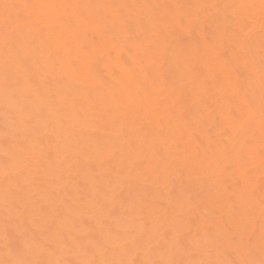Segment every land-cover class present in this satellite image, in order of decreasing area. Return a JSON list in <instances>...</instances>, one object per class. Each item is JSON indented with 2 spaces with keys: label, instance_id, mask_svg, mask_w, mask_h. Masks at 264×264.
<instances>
[{
  "label": "snow or ice",
  "instance_id": "obj_1",
  "mask_svg": "<svg viewBox=\"0 0 264 264\" xmlns=\"http://www.w3.org/2000/svg\"><path fill=\"white\" fill-rule=\"evenodd\" d=\"M118 48L124 75H94ZM69 137L96 150L83 182ZM0 248V264H264V0H0Z\"/></svg>",
  "mask_w": 264,
  "mask_h": 264
},
{
  "label": "bare ground",
  "instance_id": "obj_2",
  "mask_svg": "<svg viewBox=\"0 0 264 264\" xmlns=\"http://www.w3.org/2000/svg\"><path fill=\"white\" fill-rule=\"evenodd\" d=\"M40 2H50V3H88V4H105V3H132V4H146V3H209V2H245V3H259V0H40ZM200 36L199 32L196 33H187L186 34V43L195 45ZM88 42H93L95 44L107 43L106 38L102 37L99 33L90 32L84 38ZM258 39V38H257ZM122 52V55H121ZM133 59L131 53L127 51V49L118 48L114 53V56L109 61L98 60L92 65V73L94 75H101L111 78L113 74L124 75L125 64L130 62ZM209 105H212L211 100H209ZM212 108H215V105H212ZM198 119H202L205 117V113H201L199 111V106L195 109ZM215 120H220L223 118V113L219 110H216L213 113ZM215 120L209 119L207 126L197 127L196 131L200 135L201 140L205 143L208 142V138L215 132L217 129L214 127ZM62 152L63 155H67L69 157V162H75L77 167L71 170V176H75L81 182L85 181L87 177L93 172V170H98L97 158H96V150L94 148H88L86 151H81L78 147L75 146V139L69 137L67 142L62 144ZM46 163V162H45ZM256 165H258L259 160L258 157L256 159ZM61 170L64 169V164L58 165ZM44 165L41 166L43 170ZM260 171L257 166L255 176L257 179L259 178ZM59 172L50 173L46 179H48L52 183H60L61 181L58 179ZM228 183L233 182L235 177L226 178ZM64 182H70V174L68 171L64 172L63 175ZM3 249L0 248V254H2Z\"/></svg>",
  "mask_w": 264,
  "mask_h": 264
}]
</instances>
